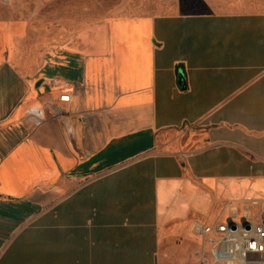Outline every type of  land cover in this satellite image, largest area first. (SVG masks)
Instances as JSON below:
<instances>
[{
	"label": "crops",
	"instance_id": "1",
	"mask_svg": "<svg viewBox=\"0 0 264 264\" xmlns=\"http://www.w3.org/2000/svg\"><path fill=\"white\" fill-rule=\"evenodd\" d=\"M121 23L37 72L0 21V264H161L195 221H264V12Z\"/></svg>",
	"mask_w": 264,
	"mask_h": 264
},
{
	"label": "rangeland",
	"instance_id": "2",
	"mask_svg": "<svg viewBox=\"0 0 264 264\" xmlns=\"http://www.w3.org/2000/svg\"><path fill=\"white\" fill-rule=\"evenodd\" d=\"M264 12V0H0V21L9 24L12 43L29 70L42 71L47 63L58 64L74 59L80 51L86 57L104 42L111 25L119 24L118 33H126L123 19L166 14L252 13ZM195 127L184 126L189 140ZM198 236L176 247L165 246L161 264H202L197 254ZM258 261L264 256L256 257ZM250 264H258L250 263Z\"/></svg>",
	"mask_w": 264,
	"mask_h": 264
},
{
	"label": "built area",
	"instance_id": "3",
	"mask_svg": "<svg viewBox=\"0 0 264 264\" xmlns=\"http://www.w3.org/2000/svg\"><path fill=\"white\" fill-rule=\"evenodd\" d=\"M61 102H70L71 95L64 93ZM44 112L34 115L42 118ZM192 232L200 237L198 250L202 264H250L264 254V221H256L246 213V218L231 206L230 217L225 215L212 222L195 221Z\"/></svg>",
	"mask_w": 264,
	"mask_h": 264
},
{
	"label": "water",
	"instance_id": "4",
	"mask_svg": "<svg viewBox=\"0 0 264 264\" xmlns=\"http://www.w3.org/2000/svg\"><path fill=\"white\" fill-rule=\"evenodd\" d=\"M229 217H230V213H229ZM243 217L246 218V214L245 213H243Z\"/></svg>",
	"mask_w": 264,
	"mask_h": 264
}]
</instances>
